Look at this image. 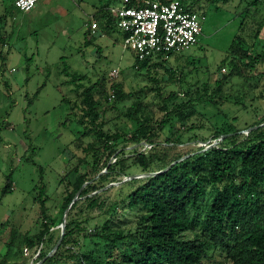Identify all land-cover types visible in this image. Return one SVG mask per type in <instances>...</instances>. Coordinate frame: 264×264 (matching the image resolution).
Here are the masks:
<instances>
[{"label":"rangeland","instance_id":"1","mask_svg":"<svg viewBox=\"0 0 264 264\" xmlns=\"http://www.w3.org/2000/svg\"><path fill=\"white\" fill-rule=\"evenodd\" d=\"M185 1L196 3L204 11L202 35L195 46L180 54V58H170L168 64L153 68L149 74L135 68L134 54L124 48L120 31L105 30L104 12L120 6L121 0H39L30 13L19 11L5 0L0 8V33L4 38L0 42V54L7 58L3 62L0 57V264H40L36 261L41 247L30 248L25 239L43 230L40 204L35 201L39 185L36 165L44 168L49 214L57 222L51 231L53 240L46 249L48 254L62 235V224L58 221L64 197L80 175L91 174L95 169L91 145L97 141L96 136H83L84 127L77 121L79 116L70 108L76 102L81 103L80 94L84 88L100 81L103 88L96 96L97 111L101 116L104 114L101 121L105 131L130 134L137 123L126 112L136 101L143 102L139 115L157 120L164 115L160 110L161 95L167 97L170 91L181 92V89H191L195 95L203 90L205 83L214 87L221 73L229 72L228 68H223L221 73L218 69L238 34L245 37L249 46L263 49L264 0H258L255 5L251 4L256 0ZM93 13L94 18L89 19ZM86 21H90L92 29L95 23L97 31L87 38ZM257 31H260L259 37L255 38ZM94 36L96 43L87 46L86 40ZM258 68L264 72V65ZM170 69L175 74H171ZM69 74H78L81 79L77 83H81V89L71 84ZM171 75L173 79L179 77L180 81L172 82ZM118 82L133 94L122 103L109 99L111 85ZM262 94L264 79L251 82L233 79L218 100L219 106L196 103L198 115L189 123L201 125V128L184 134L183 139L207 141H188L174 148L165 142L170 136L168 128L159 140L161 146L151 152L145 151L155 156L156 163L151 170L145 171L133 156L135 150L144 151L150 145L143 142L125 146L123 142L121 150L125 154L121 162L116 159L109 162L114 169L106 181L99 177L108 172L106 169L99 175H91L93 180L82 188L87 194L79 195L75 208L68 211V219L81 222L89 234L106 230V225L114 230H136L144 211L130 207L126 196L138 183L125 185V182L132 180V176H142L135 179L143 180L147 174L160 171V166L173 163L180 155L192 151L189 149L212 144L217 129L233 125L243 139L250 129L262 127L264 123L256 125L264 116V99H259ZM178 99V103L189 100L184 95ZM173 126L181 127L176 118H173ZM31 147L35 148L34 155ZM29 157L36 165L28 162ZM10 174L12 193L4 194ZM206 204L201 207L202 213ZM13 234L12 251L6 255ZM96 242L88 239L84 251L105 255L104 246ZM216 257L220 258V253Z\"/></svg>","mask_w":264,"mask_h":264},{"label":"trees","instance_id":"2","mask_svg":"<svg viewBox=\"0 0 264 264\" xmlns=\"http://www.w3.org/2000/svg\"><path fill=\"white\" fill-rule=\"evenodd\" d=\"M181 1L187 4L190 10L205 18L204 11L196 6V3ZM257 1L251 5H255ZM211 2L228 3L229 0ZM107 7L105 5V8ZM104 17L106 31H120L110 9L107 8ZM89 32L88 30L86 35ZM259 32H256L255 38L259 37ZM96 39L94 36L86 40L85 44L93 45ZM3 41L0 33V42ZM255 46H249L245 37L238 34L218 69L221 73L223 68H228V74L221 73L214 87L205 83L203 90H198L195 95L191 89H181L182 93L170 91L167 97L161 95L160 110L164 112L161 119L139 115L143 110V102L136 101L126 112L127 116L137 123V128L130 134H111L105 131L101 121L104 114L101 116L97 111L99 102L96 99L103 84L96 81L84 88L80 94L81 103L76 102L70 108L79 116L77 121L84 127L83 136H96L97 141L91 145L95 169L91 174L77 178L73 189L64 197L58 222L63 223V216L72 203L71 210L75 208L78 193H81L80 197L87 194L82 188L93 180L91 175H99L106 169L108 172L99 177L101 181L108 180L114 169L109 162L116 159V162L120 163L121 156L125 154L121 150L123 142L126 143L125 146L143 142L150 145L144 147V151L135 150L133 154L135 162L145 171L151 170L156 163L155 156H149L145 151L151 152L161 146L159 140L168 128L170 136L165 138L168 146L176 148L187 144L188 141L206 142L207 139H183L184 134L194 133L201 128V125L189 123L198 115L196 103L219 106L218 100L223 97L225 87L233 79L247 82L263 80L264 72H260L258 67L264 65V47L259 50ZM0 57L3 62L7 59L1 54ZM134 57L135 68L139 71L146 70L149 74L153 68L165 66L170 60L162 57L155 61L139 60L135 54ZM176 57L180 58L181 55ZM169 72L175 74L173 69ZM69 77L71 84H76L78 89L82 88L81 83H77L81 79L78 74H69ZM171 81L179 82L180 78L173 79L171 75ZM105 93L108 95L107 91ZM183 95L189 100L178 103V98ZM132 96V93L126 91L123 83H114L110 87L109 99L116 103H122ZM259 99H264V94ZM173 118L178 120L181 127H172ZM262 123L264 116L256 125ZM242 138H239L238 130L233 125L217 129L213 139L218 140V143L211 148L206 149L205 146L189 149L192 151L180 155L173 163L160 166L158 170H165L164 172L143 180L132 179L125 182V185L138 183L126 196L130 207H139L144 211L138 219L136 230H114L106 225V230L89 234L81 222L69 218L61 245L51 256H48L46 249L52 244L51 231L57 222L49 214L44 168L36 165L32 157H29L28 162L38 167L39 185L35 201L40 204L43 218V230L39 235L25 238L30 248L41 247L36 263L264 264V125L251 129L249 134ZM31 149L34 155L35 148ZM127 175L130 174L125 176ZM12 188L10 174L3 193H12ZM205 202L206 209L202 213L201 207ZM93 204L97 205V202L93 200ZM14 239L15 234L11 237L6 255L11 253ZM88 239L96 240L97 245L104 246L105 255L86 253L84 247ZM217 253H220V258L216 257Z\"/></svg>","mask_w":264,"mask_h":264},{"label":"built area","instance_id":"3","mask_svg":"<svg viewBox=\"0 0 264 264\" xmlns=\"http://www.w3.org/2000/svg\"><path fill=\"white\" fill-rule=\"evenodd\" d=\"M38 1L16 0L15 6L29 13ZM110 11L123 36L124 48L139 60L170 59L195 46L203 32L204 18L181 0H121V5ZM93 27L95 33V23Z\"/></svg>","mask_w":264,"mask_h":264},{"label":"water","instance_id":"4","mask_svg":"<svg viewBox=\"0 0 264 264\" xmlns=\"http://www.w3.org/2000/svg\"><path fill=\"white\" fill-rule=\"evenodd\" d=\"M252 129H254V128H252ZM250 130H251V129H250ZM217 143H218V140H215V142H213L212 144H208V146H206V147H207L206 149L211 148L212 146L216 145ZM182 160H183V159H182ZM164 171H165V170H162V171H159V172H155V173H149V174H147L146 176H147V177H149V176H155V175L160 174V173H162V172H164ZM140 177H142V176H132V177H130V179H135V178H140ZM79 195H80V193H78V195L76 196L75 201L79 198ZM75 201H74V202H75ZM72 204H73V203H72ZM72 204L68 207V209L66 210V212H65V214H64V216H63L62 235H61V237H60V239H59L57 245L55 246L54 250H53L51 253H49L48 256L53 255V254L58 250L59 246L61 245V242H62L63 237H64V234H65L66 225H67V222H68V220H67V219H68V211L70 210Z\"/></svg>","mask_w":264,"mask_h":264},{"label":"crops","instance_id":"5","mask_svg":"<svg viewBox=\"0 0 264 264\" xmlns=\"http://www.w3.org/2000/svg\"><path fill=\"white\" fill-rule=\"evenodd\" d=\"M15 1L16 0H9V5L11 6L12 4H14V6H15ZM3 5H5V0H0V8L3 6ZM9 6V7H10ZM32 12V11H31ZM30 13V12H29ZM92 18H94V13L93 14H91V15H89V19H92ZM88 19V20H89ZM87 23H85V31L87 32V29L90 31L89 33H88V35H85V38H87V36H89V34L90 33H92L93 35L94 34H96L97 33V31H95V33H93V29L91 28V25H90V21H86ZM91 28V29H90ZM94 43H96L95 41H94Z\"/></svg>","mask_w":264,"mask_h":264}]
</instances>
